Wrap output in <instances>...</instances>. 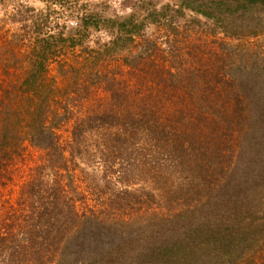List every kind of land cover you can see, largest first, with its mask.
Returning a JSON list of instances; mask_svg holds the SVG:
<instances>
[{
	"label": "trees",
	"instance_id": "trees-1",
	"mask_svg": "<svg viewBox=\"0 0 264 264\" xmlns=\"http://www.w3.org/2000/svg\"><path fill=\"white\" fill-rule=\"evenodd\" d=\"M182 7L213 20L230 40H246L235 46L230 42L222 45L221 55L214 49L216 57L212 59L213 68L211 66L208 73L195 70L178 73L173 70V65H168V61H159V56L141 58V54L138 66L140 71L143 69L132 88L124 82L123 72L119 73V78L110 73H101L110 65V61H107L111 51L109 46L104 53L97 52L90 56L78 54L76 47L82 44V35L87 34L90 27L99 30L102 26L111 29L115 25L113 19L90 16L84 19L78 30L79 35L62 38L66 58L60 64L59 76L50 73L48 60V51L53 52L56 48L49 43L50 39L44 38L35 47L26 75L18 78V83L12 81L7 86L1 85L0 189L19 186L17 203L20 208H15L18 215L7 227L0 225V264H171L178 258V264H185V252H182L188 247L195 256L202 255L195 264H224L233 260L237 264H264V233H244L248 227H242L240 221H229L228 228L233 233L219 231V237L211 245L208 243L210 236L206 239L201 237V233L211 232L215 226H225V214L208 221L211 227L205 228L195 222L197 211L175 209L171 218L165 217L163 227L159 228L156 223L142 224L139 233H118L119 239L112 235V243L107 244L97 239L100 237L97 232L102 228L100 225H113V217L110 214L99 215L91 207L78 205L82 200L83 203L87 202L86 190L96 192L97 188L87 184L83 197H79L80 185L76 184L78 164L74 168L71 166L67 149L61 146L57 135L64 124L75 122L73 136L80 144V136L99 127L105 120L110 127L116 128V133L122 135L123 150L130 148L128 136L144 127L143 130L150 135L164 136L167 160L178 161L184 167L189 161L204 160L206 157V164L211 166L219 159L234 158L235 153L229 148L228 152H219L223 145L221 133L234 134L236 128H243L245 120H250L247 119V99L255 98L258 101L255 108L264 106L261 101L264 92L257 89L264 85V75L260 73L264 69L256 67L260 61H264V46H257L251 41L264 36V0H183ZM132 19L119 22L117 26L120 31L135 24ZM51 39L58 41L56 36H51ZM130 40H133L132 36ZM237 48H241L243 55L235 56ZM57 79L63 86L58 85ZM93 85L106 90L110 97L121 95L118 92L120 89L129 88V101L137 107V112L125 116L127 109L117 111L114 107L112 111L94 114L86 107L93 96ZM204 85L211 88L200 89ZM184 87L190 104L187 114L178 108L175 109V119L159 121L164 102L174 96L179 101L178 88ZM229 94L234 96V101L228 104ZM136 117L140 119L137 121ZM254 117L260 125L264 122V110L256 114L252 111L251 118ZM207 133L209 143L218 141L219 148L213 154L206 153L203 150L206 145H201L200 139ZM26 141L45 150L48 158L35 167L36 172L32 173L30 179L18 183L15 173L20 171L19 161L24 156ZM132 155L129 153V158ZM117 158L115 160L112 156L110 160L121 162L118 153ZM131 160L123 161L129 165ZM155 163L159 165V161ZM148 164L153 165L154 161H139L134 170L127 169L125 165L119 169L120 172L111 167L110 171L104 170L102 177L106 182L121 181L126 174L123 179L126 188L121 195L128 199L138 191H130L129 185L144 176L148 179L151 175L147 171L149 168L145 167ZM214 168L219 167L214 164ZM205 171L203 167L201 174ZM196 172L189 170L190 174ZM252 176L254 174H235L229 182L224 184L226 180L222 179L218 185L212 182L208 173L206 179L209 177L210 185L206 186L210 191L203 188V196L213 195L227 207L232 201H242L243 198L250 201L253 196L264 200V192L256 195L260 188L254 190L255 194L250 192L258 185V179ZM79 180L83 184L90 181ZM190 182L193 186V182ZM136 200L140 201L138 197ZM124 207L129 210L130 203L127 201ZM260 214L261 211L254 212L252 222H257ZM122 220L128 221V218L123 217ZM158 228H163L167 233H156Z\"/></svg>",
	"mask_w": 264,
	"mask_h": 264
},
{
	"label": "rangeland",
	"instance_id": "rangeland-1",
	"mask_svg": "<svg viewBox=\"0 0 264 264\" xmlns=\"http://www.w3.org/2000/svg\"><path fill=\"white\" fill-rule=\"evenodd\" d=\"M182 1L0 0V87L1 85L7 86L12 81L18 83V78L26 75L30 68L28 64L34 57L35 47L44 38L50 39L49 43H52L56 48L53 52L48 51V60L51 68L50 73L59 76L60 64L66 58L63 52L62 38H68L71 34L79 35L78 30L81 29L84 19L90 16L115 21V25L111 29L102 26L96 30L94 27H90L87 34L82 35V44L76 47L80 56L95 55L97 52L104 53L107 46L111 48L107 58L110 65L101 72L102 74L110 73L111 76L119 78L121 77L119 73L123 72L124 82L133 88L138 73H141L143 69L140 71L138 66V63L141 62L139 59L141 54V58H149L151 55L159 56V61H168V65H173V70L178 73L186 74L194 70L199 73H208L211 66L213 68L211 61L216 57L213 54L214 51L217 50L221 55L222 45L230 42L235 46L239 42L245 41L246 38L230 40L213 20L207 19L189 8H183ZM130 18H134L132 20L135 21V24L120 31L117 26L119 22ZM51 36H56L58 41L55 42ZM131 36L133 40H130ZM251 41L257 46H264V36L253 38ZM240 50L241 48H237L235 56L243 55ZM256 67L264 69V61H260ZM260 73L264 75V70H261ZM58 80H56L58 85L63 86ZM89 81L91 83V80ZM212 86L214 88V85ZM207 88L208 86L204 85L200 89ZM92 89L93 96L86 107H89V110L94 114L101 111H112L114 107L117 111L120 108L127 109L125 116L137 112V107L130 104L129 88L120 89L118 92L121 95L111 96L112 99L106 90L96 85H93ZM257 89L264 92V85ZM178 90L180 100H175V96L171 100H166L160 110L161 119L159 121L175 119L177 115L175 109L178 108L187 114V106L190 104L189 98L184 92L186 89L184 87L178 88ZM228 96L227 103L229 104L234 101V96L231 97V94ZM262 99L263 103H261L264 105V94ZM257 102L255 98L247 99L246 107L249 111L247 119L250 120L244 121V129L238 127L237 124L238 128L233 131L234 134L221 133L223 145L219 152H228L229 148L235 153L234 158L219 159L218 163L214 162L211 166L206 164V157L204 160H198L201 164L198 161H189V164L184 167L178 161L167 160V142L164 136L162 134L150 135L148 131L143 130L144 127L128 136L130 148L127 150L122 148V135L116 133V128L110 127L105 120L99 127L80 136V144L74 140V121L60 127L57 135L61 146L67 149V155L71 158V166L74 168L78 164L76 166V184L81 187H79V197H83V191L87 184L97 188L96 192L86 190L84 194L88 198L87 202L83 203L82 200V203L78 202V205L80 207L83 205L84 208L91 207L102 216L110 214L115 220L113 225H111L112 223L100 225L102 228L97 232L100 233V237L97 239L101 243H112L110 240L112 235L115 239H119L118 233H139L142 224L156 223L161 228L164 226L165 217L171 218L176 210L182 208L193 212L197 211L195 222H199L205 228L211 227L209 226L211 223L208 221H214L215 217L219 218L225 214L223 220L228 225L225 223L223 227L215 226L211 232L201 233V237L205 239L210 236L209 245L219 237V231L220 233H233L232 229L228 228L229 221L233 220L240 221L243 224L242 227H248V231L246 230L244 233H264V200L253 196L250 201L245 198L238 202L232 201L227 207V205H222L220 200L213 198V195L203 196V188L210 191L206 186L210 185L209 177L206 179L208 173L212 182L218 185L222 179L226 180L224 184L229 182L235 174L245 173L250 176L254 174L252 178L258 179V185L250 192L255 194L254 190L259 188L256 195L264 192V122L258 125V120L255 117L251 118L252 111L256 114L257 111L264 110V106L255 108ZM136 119L138 121L140 118L136 117ZM159 123L163 125L162 122ZM223 129H225V125H223ZM138 140L141 141L138 143ZM200 141L201 145H206L203 149L206 153L213 154L219 148L218 141L209 143L208 133L204 137L202 136ZM24 145L23 154L25 157L23 156L19 161L20 171L17 170L15 173L18 183L30 179L36 172L35 167L48 158L45 150L34 147L27 141ZM117 153L121 162L115 163L110 159L113 156L116 160ZM129 153L133 154L131 158L128 156ZM127 159H132L129 161V165H126L127 161H123ZM145 159H148L149 162L154 161L153 165L145 166L149 168L147 171L151 175L148 179L144 176V180L141 179L129 185L130 191L136 189L138 191L128 199H124L121 195L126 188L123 182L126 174L123 175V178L121 177V181L106 182L102 177L104 170L110 171L111 167L118 172L125 165L127 169L134 170L137 168V162ZM117 160L119 161L118 158ZM156 161H159L158 166ZM214 164L219 168H214ZM203 167L206 169V173L201 174ZM190 169L196 170V174H190ZM79 179L90 181L83 184ZM190 180L193 182V186ZM18 197L19 186L12 189H0L1 227H7L10 221H13L18 215L15 211V208H20L17 203ZM137 197L140 201L136 200ZM127 201L130 203L129 210L124 207V203ZM256 211H261V214L257 216V222H252L254 218L252 215ZM123 217L128 218V221H123ZM159 228L156 233H167L163 228ZM208 246L204 245V247ZM183 253L185 264H195L202 258L201 253L199 256H195L190 247L185 248ZM178 260L179 258L171 264H178ZM224 264L237 263L233 260L224 262Z\"/></svg>",
	"mask_w": 264,
	"mask_h": 264
}]
</instances>
